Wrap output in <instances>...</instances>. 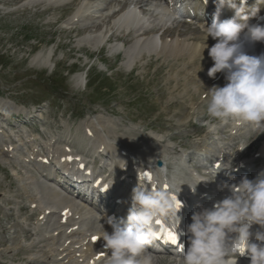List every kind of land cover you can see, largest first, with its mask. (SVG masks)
<instances>
[{
	"label": "rangeland",
	"instance_id": "1",
	"mask_svg": "<svg viewBox=\"0 0 264 264\" xmlns=\"http://www.w3.org/2000/svg\"><path fill=\"white\" fill-rule=\"evenodd\" d=\"M122 1L116 0V5L102 10L98 6L104 0H0V107L6 116L11 111L16 115L31 108L44 111L47 125L55 127L53 135L60 136L57 146L70 145L82 152L89 165L109 161L108 169L115 171L110 159L116 158L108 150L109 154L104 152L108 157L96 153L94 146L103 142L102 147L123 150L138 166L150 165L154 155L164 162L168 176L189 174V161L191 167L199 161L208 162L209 157L218 155L221 146L230 147L223 145L226 136H220L203 160L191 156V151L196 152L205 142L201 126L205 125L204 134L208 135H217L221 128L206 111L204 95L209 77L204 70L199 73V59L191 62L147 54L142 45L148 41V32L144 29V35L136 36L128 32L119 24L118 11L125 2L139 10L138 3L139 11L148 13L144 14L148 18L154 0ZM78 10L80 14H75ZM153 23L154 37H161L162 44L169 43L172 37L188 46L192 44L188 39L198 34L195 28H169V23L149 17L148 24ZM168 28L170 37H164ZM85 131L90 133L89 140L84 138ZM227 141L231 145L240 142L235 157L252 172L264 170L263 131L249 139L242 135ZM12 148V155L22 153L17 146ZM144 148L147 151L142 155L138 151ZM35 149L41 151L42 146ZM1 154L0 150V264H40L35 260L44 262L48 257L52 258L50 264H63L53 256L48 242L44 253L34 244L35 250L20 252L27 245L24 234L28 229L32 231L23 214L24 205L30 201L20 188L23 172ZM183 154L188 160L181 165L179 157ZM29 167L37 182L35 189L45 198L47 181L34 164ZM45 173L59 179L53 172ZM25 178L32 180L27 174ZM55 219L49 217L47 221L54 223ZM32 221V232L36 234L39 221ZM84 227L88 229L93 224ZM32 237L41 238L38 233Z\"/></svg>",
	"mask_w": 264,
	"mask_h": 264
},
{
	"label": "clouds",
	"instance_id": "2",
	"mask_svg": "<svg viewBox=\"0 0 264 264\" xmlns=\"http://www.w3.org/2000/svg\"><path fill=\"white\" fill-rule=\"evenodd\" d=\"M177 3L185 11L187 0ZM214 3L216 10L212 22L204 24L206 35L198 52L201 61L207 49L213 62L208 77L214 79L217 73H223L226 83L206 91L207 114L222 123L238 121L264 128V55L249 54L250 46L264 43V24L248 23L250 18L264 17L258 16L259 7L248 8L246 0H214ZM262 3L264 0H256L257 5ZM224 7L234 10V15L221 20ZM163 18L179 20L181 12L169 9ZM209 36L216 41L211 47L206 43ZM197 184L188 186L195 191ZM224 187L230 193L228 196L192 215L186 227L188 247L182 251L181 264H229V258L231 264H236L238 256L243 255L249 257L250 264H264V170L254 179L242 177L239 183ZM173 196L161 187H147L138 182L132 189L126 218L106 221L112 231L103 230L101 237L104 247L110 250L105 264H153L148 249L155 234L161 227L172 228L168 223L170 217L178 220ZM253 225L261 230L251 231Z\"/></svg>",
	"mask_w": 264,
	"mask_h": 264
},
{
	"label": "bare ground",
	"instance_id": "3",
	"mask_svg": "<svg viewBox=\"0 0 264 264\" xmlns=\"http://www.w3.org/2000/svg\"><path fill=\"white\" fill-rule=\"evenodd\" d=\"M16 1V0H15ZM20 1V0H19ZM80 10V9H79ZM79 10L75 13V14H78L79 13ZM84 10V9H83ZM80 14V13H79ZM134 17V13H132V12H126V13H124V14H122L121 15V19H120V25H122L124 28H128L129 26H131V22H130V20L132 19ZM161 23H165V22H161ZM138 25V24H137ZM157 27H158V25H157ZM179 28V27H178ZM183 28V27H182ZM156 29V28H155ZM161 29H163V28H161ZM161 29H159V30H161ZM165 29H167V28H165ZM176 29V28H175ZM174 29V30H175ZM181 29V28H180ZM179 29V30H180ZM128 30V29H127ZM134 30V36H136V35H138V34H140V33H142V35H144V28H142V27H140L139 29H133ZM164 31H166V30H164ZM172 31H173V29H172ZM170 32H171V30H170ZM169 28H168V31L167 32H165L166 34H168V35H164V37H170V35H169ZM162 33V32H161ZM179 33V32H178ZM178 33H177V35H178ZM158 34H160V33H158ZM173 34V33H172ZM205 35L206 34H203V33H198L197 35H195V37L194 38H189L188 40H191L192 41V44L190 45H188V46H184V45H187V44H184V43H182L178 38V40L176 39V40H173V38L171 37L170 38V41H169V43L167 42V43H161L162 42V40H161V37H160V39L159 38H156V37H154V36H151L150 38H148L146 41V43L145 44H143L142 45V47H144L145 49L147 48V54H154V55H156L157 57L158 56H167L168 55V57H170V58H174V59H177V57H182V56H187L188 58H190V59H195V58H200V56H199V52H198V49H199V46L200 45H202L203 44V42H204V38H205ZM173 36V35H172ZM181 36V35H180ZM165 39H167V38H165ZM175 39V38H174ZM158 40L160 41L159 42V44H158ZM164 40V39H163ZM167 41V40H166ZM184 41H187L186 39L184 40ZM216 41L215 40H213L210 36L207 38V40H206V43H207V45L209 46V47H211L214 43H215ZM184 44V45H183ZM135 49V48H134ZM145 52V53H146ZM203 64H202V68H204V69H206V70H208L211 66H212V64H213V62H212V60H211V58L208 56V52H207V49H205L204 50V52H203ZM43 64H44V62H43ZM218 74V73H217ZM216 74V75H217ZM2 110V113L3 114H5V116H6V113H4V111H3V109H1ZM90 130V129H89ZM18 138H21L19 135H18ZM97 139V138H96ZM103 139V138H102ZM104 140V139H103ZM99 141H100V139H99ZM102 141V140H101ZM102 145H103V142L101 143ZM131 145V144H130ZM106 147V150H110V151H112V152H115V153H117L118 151H117V149H112L111 150V148L110 147H108V146H105ZM107 151V153L109 154V152ZM147 150L144 148V149H142V151H138V152H140V154H142L143 155V153L144 152H146ZM106 152V151H105ZM125 154V153H124ZM107 155V154H106ZM131 156L129 155V158H130ZM148 158V157H147ZM122 159H125L124 161H122L121 162V164L123 165V164H125V163H128V159L126 158V157H124L123 155H122ZM128 160V161H127ZM139 162V161H138ZM156 162V159H155V157H154V155L153 156H151V164H153V163H155ZM150 164V165H151ZM150 170H152V171H150ZM149 171L150 172H152V174H153V178L155 179V177H156V172H157V170H156V168L155 169H150ZM153 171H155V173L153 172ZM173 180H172V184L175 182V180H176V178L175 177H173L172 178ZM214 187V186H213ZM215 188L216 187H214L213 189L215 190ZM213 194H214V196L215 197H217V198H220L221 196L220 195H222L221 193H219L218 191H213ZM123 195V189H121V196ZM123 197H124V195H123ZM33 201V200H32ZM34 202V201H33ZM126 203V199L125 198H123L122 199V201H121V205H124ZM120 205V206H121ZM25 207V206H24ZM25 209H26V207H25ZM66 210H68L69 212H71L72 210H73V208L71 207V205H68V207H67V209ZM25 212H27V209L25 210ZM78 212V214H79V211H76V212H74V213H77ZM81 213V212H80ZM83 213H85V214H88V215H92L91 214V212L90 211H84ZM33 215H30V217H32ZM57 216H58V219H59V221L61 220V218L62 217H60V213H58L57 214ZM90 224V223H89ZM106 224H108V223H106ZM109 225V224H108ZM69 226H73V225H69ZM57 228H61V224H60V227H57ZM21 229V228H20ZM27 235H26V237L27 238H31V235H30V233L29 232H27L26 233ZM96 235V237H97V242L96 243H91L90 241H89V238H90V236H92V235ZM94 234H89L88 236H89V238L87 239V240H84V241H86L87 242V244L86 245H84V246H82L83 245V243L81 244V246H82V250L83 251H85V253L83 254V257H84V262L82 263V264H90L89 263V261L88 260H92V262L94 263V264H102L103 263V261L101 260V259H99V258H96L95 256L98 254V253H101V252H105V250L102 248V245L104 244V241H103V239L101 238L102 236L100 235L101 233H94ZM64 237H67L68 238V236L69 235H67L64 231H63V234H62ZM66 240V239H65ZM45 241H47V239H45ZM65 242V241H64ZM63 242V243H64ZM45 243V242H44ZM103 243V244H102ZM32 244H34V245H36V244H38V243H34V242H31V244H30V247H27V248H23V249H21V251L20 252H25V253H29V251H28V249H34V247H32ZM69 246L70 245H67L65 248H63V250H66V251H68L69 253H71V254H73L72 256H69V261L71 262L72 261V264H77L78 262V260H75V258H74V250H75V248L73 247V245H72V247L70 246V248H69ZM45 247H46V245H42L40 248H42L41 250H40V252L42 251V250H44L45 249ZM59 247L60 248H62V247H64V246H62L61 244L59 245ZM60 253H58V255H59ZM35 261H40V260H35ZM75 261V262H74ZM34 262V261H33ZM33 262H31L32 264H33ZM98 262V263H97ZM42 262L40 261V264H41ZM237 263V262H236ZM161 264H181V261H180V259H175V260H169V261H165V262H161ZM229 264H231V260H229Z\"/></svg>",
	"mask_w": 264,
	"mask_h": 264
},
{
	"label": "snow or ice",
	"instance_id": "4",
	"mask_svg": "<svg viewBox=\"0 0 264 264\" xmlns=\"http://www.w3.org/2000/svg\"><path fill=\"white\" fill-rule=\"evenodd\" d=\"M66 159H68L70 161L72 158L71 157H67ZM80 167H83V165H80ZM142 178L145 179V180L150 181L151 180V174L145 172V173L142 174ZM165 187H167V186H165ZM173 199L176 200V207L179 208L180 207L179 201L176 199L175 196H173ZM66 214H67V212H65V215ZM157 223L160 224L161 222L157 221ZM155 235H158V233H156ZM164 235L167 236L168 240L172 241L173 243L175 242L176 237H175V234L171 230L165 229Z\"/></svg>",
	"mask_w": 264,
	"mask_h": 264
},
{
	"label": "water",
	"instance_id": "5",
	"mask_svg": "<svg viewBox=\"0 0 264 264\" xmlns=\"http://www.w3.org/2000/svg\"><path fill=\"white\" fill-rule=\"evenodd\" d=\"M157 165H158V166H160V165H161V163H160V162H157Z\"/></svg>",
	"mask_w": 264,
	"mask_h": 264
}]
</instances>
